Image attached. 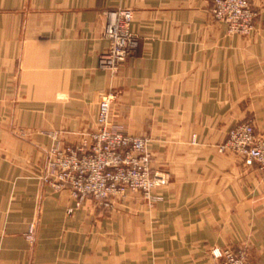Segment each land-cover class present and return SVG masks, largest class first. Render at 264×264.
<instances>
[{
  "label": "crops",
  "instance_id": "obj_1",
  "mask_svg": "<svg viewBox=\"0 0 264 264\" xmlns=\"http://www.w3.org/2000/svg\"><path fill=\"white\" fill-rule=\"evenodd\" d=\"M246 36L211 18L212 0H0V264H264V174L220 152L236 123L264 131V0ZM132 10L136 44L115 72L101 56L103 13ZM110 121L149 138L167 183L101 209L42 176L54 146ZM32 224V241L27 238Z\"/></svg>",
  "mask_w": 264,
  "mask_h": 264
},
{
  "label": "built area",
  "instance_id": "obj_2",
  "mask_svg": "<svg viewBox=\"0 0 264 264\" xmlns=\"http://www.w3.org/2000/svg\"><path fill=\"white\" fill-rule=\"evenodd\" d=\"M211 18L225 24L229 34L246 36L253 28L257 11L251 0H212ZM132 10L118 8L105 11L98 30L107 40L101 56L102 66L115 72L131 55L136 40L130 30ZM116 94L105 92L97 104L95 130L87 132L76 144L54 146L49 151L43 182L54 191L68 190L72 213L84 199H91L101 209H109L113 200L128 193H139L153 203L160 199L155 193L167 183L163 172L150 167L149 138L122 132L110 121L111 105ZM220 152H231L246 164L255 163L264 174V131H257L252 122L236 123L227 133ZM33 225L27 238L32 241ZM211 254L222 264H248L245 251L212 249Z\"/></svg>",
  "mask_w": 264,
  "mask_h": 264
},
{
  "label": "rangeland",
  "instance_id": "obj_3",
  "mask_svg": "<svg viewBox=\"0 0 264 264\" xmlns=\"http://www.w3.org/2000/svg\"><path fill=\"white\" fill-rule=\"evenodd\" d=\"M150 167H151V165H150ZM105 210H107V209H105Z\"/></svg>",
  "mask_w": 264,
  "mask_h": 264
}]
</instances>
